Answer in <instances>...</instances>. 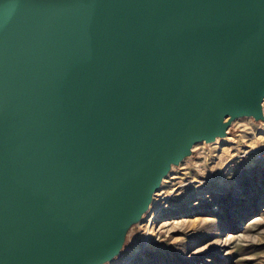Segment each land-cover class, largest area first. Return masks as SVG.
<instances>
[{"label": "water", "instance_id": "95a60500", "mask_svg": "<svg viewBox=\"0 0 264 264\" xmlns=\"http://www.w3.org/2000/svg\"><path fill=\"white\" fill-rule=\"evenodd\" d=\"M264 119V0H0V264H105L200 143Z\"/></svg>", "mask_w": 264, "mask_h": 264}, {"label": "rangeland", "instance_id": "374dc122", "mask_svg": "<svg viewBox=\"0 0 264 264\" xmlns=\"http://www.w3.org/2000/svg\"><path fill=\"white\" fill-rule=\"evenodd\" d=\"M105 264H264V119L231 121L172 166Z\"/></svg>", "mask_w": 264, "mask_h": 264}]
</instances>
